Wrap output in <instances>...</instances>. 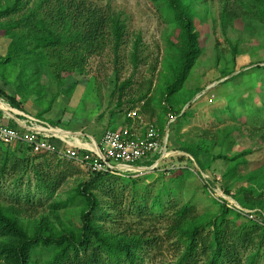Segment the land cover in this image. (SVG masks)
Here are the masks:
<instances>
[{"label": "trees", "instance_id": "1", "mask_svg": "<svg viewBox=\"0 0 264 264\" xmlns=\"http://www.w3.org/2000/svg\"><path fill=\"white\" fill-rule=\"evenodd\" d=\"M157 1L163 5L165 22L177 31V41L168 42L159 74L161 86L155 95L150 96V89L138 90L137 97L127 103L132 111L140 106L139 114L148 118L145 122L162 135L169 116L173 122L168 130L172 127L178 134L190 122L193 104L184 108L201 92L187 90L185 84L202 53L196 7L205 6L207 0ZM222 4L219 23L224 36L228 28L246 19L254 21L264 35V0H222ZM124 33L120 15L87 0H0V39L7 40L0 55V80L15 92L14 96H2L15 110L59 129L60 122L45 120V115L60 96H72L76 84L65 89L68 77L84 74L88 60L106 50L116 56ZM227 43L235 56L238 41L227 39ZM131 59L137 68V43ZM260 69L264 73V66ZM44 75L58 88L48 98ZM130 84L127 80L116 87L119 109ZM213 92L211 89L206 95ZM26 104L32 108L24 107ZM0 105H5L4 109L0 107L2 112L12 113L8 105ZM154 108L160 109V119L155 117ZM227 110L230 119L240 116L229 107ZM214 117L220 122V116ZM9 126L15 128L16 124L10 121ZM122 126L139 127L129 117L124 118ZM236 130L241 136L237 126L198 129L194 138L183 135L179 160L190 157L200 172L204 169L199 161L202 154L212 162H225L221 178L226 185L253 183L234 194L224 188V194L231 195L242 208L264 214V163L248 170L246 157L251 150L230 155L237 145L233 139ZM170 156L153 170H163L164 174L155 192L152 186L137 183L136 175L91 173L88 181L76 185L65 199L57 200L61 185L71 175L73 161L56 153L32 154L21 144H0V195L8 199L0 200V264H145L157 243L154 240L161 236L146 237L134 227L135 222L164 226L163 236L172 240L178 251L175 264L264 263V226L228 208L223 200H211L217 207L215 213H198L195 205L182 196L183 183L193 173L184 167L162 168ZM152 164L153 160L136 166ZM43 202H50L47 207L54 222L49 217L34 218ZM76 212L79 219L74 224L71 218Z\"/></svg>", "mask_w": 264, "mask_h": 264}, {"label": "rangeland", "instance_id": "2", "mask_svg": "<svg viewBox=\"0 0 264 264\" xmlns=\"http://www.w3.org/2000/svg\"><path fill=\"white\" fill-rule=\"evenodd\" d=\"M87 1L120 15L125 24V33L116 56L111 50H106L102 55L88 60L84 74H74L68 77L65 89L71 83L76 84L72 96L69 99L60 96L53 104L51 112L45 115V120L59 121L60 123L57 124L59 129L68 131L66 133L54 128L52 130L54 136L62 139L67 137L74 145L81 148L94 147L106 130L124 128L122 126L124 118L129 117L132 111L129 109L127 100L136 98L138 90L145 92L150 89V96L155 95V91L161 86L159 74L162 70L165 51L169 47L168 42H176L178 35L174 26L165 22L161 12L163 5L157 0ZM222 5V0H207L205 6L198 4L196 7V16L199 20L197 29L202 40V53L187 79L185 88L191 91L201 90V92L184 108L186 110L190 104H193L190 109L192 113L190 122L185 124L178 134L170 127L167 145L171 159L166 160L165 165L162 166V168L168 167L169 169L174 167L190 169L193 174L183 183L182 196L186 201L194 204L200 214H213L217 211L216 205L211 200H219L222 195L227 196L224 194V188H229L234 194L240 187H248L253 182L243 181L226 185L221 178L226 163L212 162L203 154L199 157L204 167L202 172L190 157L186 156L185 161L179 160L183 155L179 151L180 141L185 140L183 135L194 138L198 129L214 131L228 126H237L242 135H239V130L234 133L233 139L237 145L230 155L244 149L251 150L252 153L246 157L249 163L248 170H254L264 163V73L260 69L264 66L263 31L257 29L254 21L246 19L236 22L233 28H228L224 36L219 23ZM227 39L238 41V52L235 56H232L230 52ZM135 43H137L139 59L137 68L134 67L135 64L131 59ZM6 44L7 40L0 39V55L3 54L2 51ZM250 64L253 66H249ZM239 73L243 75L237 76ZM127 80H130L131 84L124 90V102L119 109L116 105L118 98L116 87ZM42 82L47 86L46 98L57 92L58 88L47 75L43 76ZM208 87L214 92L210 95H206L209 90L202 93ZM0 94L1 103L8 105L12 113L19 112L9 105L6 97L2 96L15 95L14 89L5 86L2 80H0ZM30 106L31 104L24 105L28 109ZM0 107L4 109L5 105H0ZM227 107L235 115L240 116L230 119ZM135 108L134 110L140 112V106ZM33 110L37 112L34 107ZM154 112L155 117L160 119L162 115L160 109L154 108ZM2 115L9 117L3 112ZM215 115L220 116V122L215 120ZM143 116L142 114L144 121H147L148 118ZM168 118L169 116L165 118V121ZM169 119L166 121L167 124ZM4 121L0 118V123L5 124ZM133 123L134 120H132ZM53 141L60 146V142ZM71 168V175L61 185L57 200L65 199L66 193L68 194L76 185L92 177L88 169L79 164H72ZM162 171H140L135 174L136 181L141 186H152L155 192L163 183ZM197 173L201 178L196 175ZM0 200L7 201L8 199L5 194H2ZM232 200L237 203L233 197ZM49 203L43 202L39 206L38 211L33 214L35 219L49 217V220L54 222V218L49 216L51 215L47 207ZM63 212L60 211V215H63ZM78 219L76 212L71 220L75 224L78 223ZM133 225L146 237L161 236V239L154 240L157 243L155 248L149 252L145 264H175L178 251L173 241L163 236L164 226H150L148 223L139 224V222Z\"/></svg>", "mask_w": 264, "mask_h": 264}, {"label": "built area", "instance_id": "3", "mask_svg": "<svg viewBox=\"0 0 264 264\" xmlns=\"http://www.w3.org/2000/svg\"><path fill=\"white\" fill-rule=\"evenodd\" d=\"M20 115L23 121L20 120ZM8 116L7 120L17 122H14L16 127L11 128L8 123H0V144H21L29 148L32 154L56 153L62 159L87 168L90 173H105L120 177L135 175L140 171L157 169L160 162L171 155L167 145L168 125L173 122L170 117L162 135L158 128L144 121L138 110H133L128 116L137 121L138 128L131 126L120 130H106L101 140L95 143V150H90L69 143L67 137L62 139L54 136L52 133L54 128L32 116L19 112H13ZM53 140L60 142V146H57ZM151 160L153 164L150 167L136 166L137 163L144 165ZM222 200L228 204V208L264 226V215L259 210L244 209L233 202L230 196L222 195L219 201Z\"/></svg>", "mask_w": 264, "mask_h": 264}, {"label": "crops", "instance_id": "4", "mask_svg": "<svg viewBox=\"0 0 264 264\" xmlns=\"http://www.w3.org/2000/svg\"><path fill=\"white\" fill-rule=\"evenodd\" d=\"M19 113H22V114L26 115V114L23 113V112H19ZM19 118H20V120H21V119H22V115H20ZM3 119H5V121H4ZM1 120L4 121L6 124L8 123V125H9V122L12 121V120H7V119H6V116L4 117L3 115H2V117H1ZM18 120H19V119H18ZM20 120H19V121H20ZM21 121H23V120H21ZM14 122L17 123L16 121H14ZM63 131H64V130H63ZM64 132H68V131H64ZM69 133H70V132H69ZM71 134H72V133H71ZM76 135H78V134H76ZM68 142L74 145V143L71 142V140H69V139H68ZM75 145H76V144H75ZM76 146H78V145H76ZM79 147H80V146H79ZM89 148H90V147H89ZM89 148L87 147V148H85V149H89Z\"/></svg>", "mask_w": 264, "mask_h": 264}, {"label": "water", "instance_id": "5", "mask_svg": "<svg viewBox=\"0 0 264 264\" xmlns=\"http://www.w3.org/2000/svg\"><path fill=\"white\" fill-rule=\"evenodd\" d=\"M209 89H210V87L206 88L205 91H203L202 93L206 92V91L209 90ZM0 111H1V110H0ZM3 113H4V112H3Z\"/></svg>", "mask_w": 264, "mask_h": 264}, {"label": "bare ground", "instance_id": "6", "mask_svg": "<svg viewBox=\"0 0 264 264\" xmlns=\"http://www.w3.org/2000/svg\"><path fill=\"white\" fill-rule=\"evenodd\" d=\"M90 150H95V146L92 149H90Z\"/></svg>", "mask_w": 264, "mask_h": 264}]
</instances>
